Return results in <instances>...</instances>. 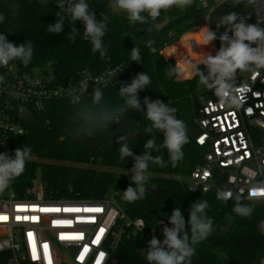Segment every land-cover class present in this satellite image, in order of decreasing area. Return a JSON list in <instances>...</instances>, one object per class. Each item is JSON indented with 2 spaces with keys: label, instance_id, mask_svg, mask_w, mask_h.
Here are the masks:
<instances>
[{
  "label": "trees",
  "instance_id": "obj_1",
  "mask_svg": "<svg viewBox=\"0 0 264 264\" xmlns=\"http://www.w3.org/2000/svg\"><path fill=\"white\" fill-rule=\"evenodd\" d=\"M208 1L209 8H204L201 0H193L186 8L173 6L162 10L155 20L148 19L140 24L130 23L123 12L114 14L109 7L111 0H86L97 20L108 17L102 38L107 51L101 57L99 52L93 53L91 42L84 39L81 21L72 25L66 20L60 34L46 31L49 24L65 15L57 7L58 0H0V15L4 17L0 21V34L16 45L29 40L34 44V55L27 66L19 60L11 61L19 72L35 76L41 71L52 80L54 87L80 90L85 77L103 76L109 70L119 69L115 83L99 89L103 93L99 103H94V91L80 102H74L72 96L49 100L40 114L29 107L34 121L28 127V133L13 137L11 144L5 147L8 153H14L17 148H31L23 174L11 182L10 189L22 196L39 176L47 197L55 201L97 202L109 199L117 192V201L126 214L131 219L144 220L147 231L171 227L169 217L175 208L181 209L187 221L190 205L195 201H207L206 215L213 220V229L205 240L195 245L191 264H260L264 259V232L259 230L264 221V202H241L253 209L250 216L243 217L233 210L237 202L218 201L213 195L190 194L183 179L203 161L204 152L195 142L198 134L193 121L195 109L201 98L211 99L215 94L199 83L197 74L189 80L177 78L180 74L181 78H191V65L201 63L203 54H212L211 44L204 45L203 25L215 30L219 17L229 11L250 16L248 23L258 19L247 5L223 4L211 11L215 3ZM166 21L169 24L164 29L156 28ZM71 27L78 30L75 43L67 39ZM222 31L224 29H220ZM182 37L181 44L175 45ZM213 42L218 51L221 42L219 39ZM195 47L197 52L192 51ZM132 48L139 49L138 62L131 59ZM163 51L167 58H175L178 64L175 60H167ZM199 67L204 68L203 64ZM140 72L146 73L151 81L139 92L140 101L143 102L145 97L151 101L159 99L175 108L177 118L186 125L188 143L183 146V158L175 165L166 149L151 152L153 156L163 157L164 166L149 162L150 178L145 185V195L143 199L129 203L122 196L131 183L129 170L134 160L126 157L121 161L120 146L115 143L117 137L103 143L93 154L87 148L76 146L73 138L96 140L109 131L111 124L131 111L126 107L119 111L124 106L119 89ZM106 111L113 114L112 119H104ZM150 123L145 117L128 125L124 136L135 155L143 153L144 143L151 138L144 131ZM255 134L258 137L256 145L264 148V132ZM155 135L157 145L161 144L163 132L158 130ZM157 189L160 193L154 200L151 191ZM230 224L232 227L225 235L222 228ZM158 239L163 241L164 236ZM9 258L8 254H0V264H8ZM114 258L118 264H148L138 243L130 240L121 243Z\"/></svg>",
  "mask_w": 264,
  "mask_h": 264
},
{
  "label": "built area",
  "instance_id": "obj_2",
  "mask_svg": "<svg viewBox=\"0 0 264 264\" xmlns=\"http://www.w3.org/2000/svg\"><path fill=\"white\" fill-rule=\"evenodd\" d=\"M213 1L211 11L223 5L222 0ZM201 4L210 7L208 0H201ZM224 4L250 7L243 0H227ZM251 10L259 18L260 10ZM210 44L211 55H215L216 46L213 41ZM118 73L119 69H114L103 76L85 77L72 100L80 102L91 92L112 85ZM236 84L248 88L239 108L220 105L216 96L200 99L193 121L198 130L195 142L204 152L203 161L183 179L193 195H213L224 201L217 198L218 192L231 189L234 196L242 197L241 202H264V196L249 197L253 186H264V148L255 143V132H264V69L254 79L251 74H238ZM68 90L54 87L43 74L27 76L12 62L0 66V153L14 156L5 147L13 137L28 133L29 126L20 119L21 108L32 114L30 107L40 114L45 102L70 96ZM117 197L115 192L109 199L97 202L55 201L47 197L39 176L22 196L9 185L0 192V254L10 255L8 264H63L66 253L75 264H118L114 254L124 240H130L138 243L144 255L152 236L163 235V227L147 231L145 221L131 219ZM139 221L144 222L143 229ZM259 230L264 232V221Z\"/></svg>",
  "mask_w": 264,
  "mask_h": 264
},
{
  "label": "clouds",
  "instance_id": "obj_3",
  "mask_svg": "<svg viewBox=\"0 0 264 264\" xmlns=\"http://www.w3.org/2000/svg\"><path fill=\"white\" fill-rule=\"evenodd\" d=\"M227 0H222V4ZM242 0H235L241 3ZM251 8L260 10L259 18L255 23H248L250 16L237 11H229L222 14L216 22V29L203 27L204 45L219 39L221 42L219 50L215 55L203 54L201 64H192L191 67L199 77V83L213 90L220 105L239 108L244 103L243 94L248 90L247 85L237 86L238 74H251L254 79L259 75V70L264 69V0H243ZM193 0H111L109 7L112 12L125 13L130 23L139 22L144 24L148 19L155 20L161 15L162 10L171 9L173 6L186 8ZM57 7L65 14L60 19L47 26L46 31L52 34H60L69 21L74 25L81 21L84 25L83 37L92 44L93 53L99 52L101 57L106 55V49L102 38L105 36L108 17L104 16L97 20L95 12L89 10L86 0H58ZM4 17L0 15V21ZM220 29L224 31L220 32ZM78 30L71 27L67 39L75 43ZM34 55V44L31 40L16 45L9 42L5 35L0 34V66H6L11 61L19 60L27 66ZM132 61L140 60L139 49L132 48ZM151 83L150 77L144 73H138L129 83L122 84L119 95L124 98V108L132 110L141 109L139 92L146 89ZM86 91V89H84ZM69 95L73 96L76 89H69ZM103 93L99 90L94 92V103H99ZM146 106L145 117L150 121V126L144 129L151 138L144 143V151L141 155H135L126 142L124 135L118 136L115 143L118 144L120 159L123 162L126 157H132L133 167L131 183L123 191L122 198L131 203L143 199L149 180V162L164 166L163 157L153 156L152 151L160 152L167 150V155L173 165L180 161L184 153L183 146L188 143L187 129L184 121L177 118L176 109L157 99L151 101L148 97L143 101ZM111 112L104 113V119H112ZM163 132V142L156 143L157 131ZM31 148L22 147L15 149L14 156L0 153V192L9 187L11 182L23 174L26 161L30 158ZM132 184L135 186L133 187ZM194 190V189H192ZM264 192V186H253L249 197L264 196L253 195V193ZM218 199L224 201L235 199L237 202L234 212L240 216L247 217L252 214L253 209L241 203L242 197L233 194L231 189L219 191ZM207 201H195L190 205L187 221L180 208L173 209L169 217L171 227L164 226L161 241L155 235L148 242L144 258L148 264H191V258L195 254V245L205 240L213 229V220L206 215ZM141 229L145 224L139 221ZM264 264V262H262Z\"/></svg>",
  "mask_w": 264,
  "mask_h": 264
},
{
  "label": "water",
  "instance_id": "obj_4",
  "mask_svg": "<svg viewBox=\"0 0 264 264\" xmlns=\"http://www.w3.org/2000/svg\"><path fill=\"white\" fill-rule=\"evenodd\" d=\"M169 24V21H166L162 24H159L156 26V28L158 30H162L164 29L167 25ZM180 69V68H179ZM20 113V119L27 125V126H31L33 123V116L32 114L24 108H21L19 110ZM145 114H146V106L144 105L143 102H141V109L140 110H131L128 113H126L121 120L111 124L109 131L107 133H105L104 135H102L101 137H99L96 140L93 141H87V140H83L77 136H74L73 138V142L76 146L78 147H84L87 148L91 151V153L93 154L103 143L108 142L112 139H114L115 137L121 136V135H125L127 132V128L128 125L131 121L133 120H139V119H143L145 118ZM64 139H62L63 141ZM160 191L157 190H153L151 191V195L153 196L154 200L157 198V196L159 195ZM232 224L222 228L223 233L226 235L229 230L231 229ZM63 264H75L69 254H65L64 258H63Z\"/></svg>",
  "mask_w": 264,
  "mask_h": 264
},
{
  "label": "crops",
  "instance_id": "obj_5",
  "mask_svg": "<svg viewBox=\"0 0 264 264\" xmlns=\"http://www.w3.org/2000/svg\"><path fill=\"white\" fill-rule=\"evenodd\" d=\"M177 44H180V43H176L175 45H177ZM174 46V45H173ZM172 47V46H171ZM169 48V47H168ZM168 48H166V49H168ZM165 49V50H166ZM164 50V51H165ZM164 51L162 52V54L164 55ZM164 57L167 59V60H175L176 61V63H177V60L175 59V58H167L165 55H164ZM197 65H199V64H197ZM195 75H196V73H195V71L193 70V76H192V78L191 79H193L194 77H195ZM178 79V78H177ZM178 80H180V79H178ZM182 81V80H181Z\"/></svg>",
  "mask_w": 264,
  "mask_h": 264
},
{
  "label": "rangeland",
  "instance_id": "obj_6",
  "mask_svg": "<svg viewBox=\"0 0 264 264\" xmlns=\"http://www.w3.org/2000/svg\"><path fill=\"white\" fill-rule=\"evenodd\" d=\"M178 64V63H177ZM177 67H178V65H177ZM49 70V69H48ZM37 74L38 75H42V72L41 71H39V72H37ZM192 78V77H191ZM191 78H188V79H185V78H181V74L178 76V79H180V80H189V79H191Z\"/></svg>",
  "mask_w": 264,
  "mask_h": 264
},
{
  "label": "snow or ice",
  "instance_id": "obj_7",
  "mask_svg": "<svg viewBox=\"0 0 264 264\" xmlns=\"http://www.w3.org/2000/svg\"><path fill=\"white\" fill-rule=\"evenodd\" d=\"M205 175H207V173H205ZM253 195H264V192L253 193ZM97 211H99V210L97 209ZM101 231H103V229H101ZM29 235H31V234H29ZM45 247H46V246H45Z\"/></svg>",
  "mask_w": 264,
  "mask_h": 264
}]
</instances>
